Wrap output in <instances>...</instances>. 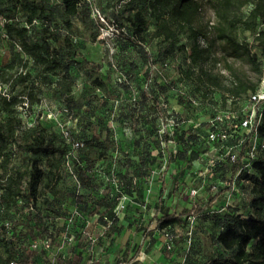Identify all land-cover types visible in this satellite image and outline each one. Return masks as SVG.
<instances>
[{
    "label": "trees",
    "instance_id": "obj_1",
    "mask_svg": "<svg viewBox=\"0 0 264 264\" xmlns=\"http://www.w3.org/2000/svg\"><path fill=\"white\" fill-rule=\"evenodd\" d=\"M109 1L112 18L96 0L91 3L88 0H0V19H4L0 25V45L7 40L11 47L6 69H0V84L22 87V92L16 95L0 91V242L3 248L0 264H45L44 259L48 260L47 264H127L140 251V245L128 239L120 245L122 249L115 261L90 262L97 252L112 250L119 244L122 232L132 224V219H137L134 215L131 221L128 217H119L116 210L119 195L96 192L92 171L109 155L112 144L111 130L98 115V109L109 102L111 79L110 71L102 73L101 66L83 52V45L76 38L78 22L84 24L93 37L99 35V29L105 24H112L121 34L126 28L124 37L136 47L155 40L158 54L164 57L181 52L190 66L183 72L193 78L202 101L190 97L186 101L183 96H178L177 100L186 108L195 106L194 103L207 106L209 111L201 114L210 113L216 107H226L229 99L232 104L244 100L264 77V0L208 1L215 16V22L209 27L210 41L208 33L195 23L202 0ZM92 6L97 7L104 22L93 14ZM246 6L250 8L242 15ZM93 26L97 29L92 32ZM239 29L252 34L256 51L251 52L247 43L237 41ZM182 36L186 38L185 43H180ZM217 41L229 49V55L243 56L253 66L258 73L255 82L234 74L226 83L222 75L204 68V62L210 58L211 46ZM143 54L147 57L145 51ZM77 64L85 66L95 76L91 81L83 82L75 96L72 71ZM14 66H20V71L8 73L7 70ZM31 68L36 76L32 75ZM170 84L166 80L157 81L155 86L140 89L138 95V102L153 115V119H148L149 138L156 145L158 128L155 120L158 117L166 119V111L168 117L177 122L174 134L179 142L175 157L178 171L172 177L168 175L171 187L167 194L175 199L167 204L164 199L154 200V212L149 219L154 221L153 229L160 232L169 231L186 217L210 208L216 198L208 196L207 201H201L198 197L193 202L181 203L176 200L182 198L191 182V161L199 151L196 142L191 144L190 138H185V124L181 121L194 119L198 113L190 116L166 108L168 103L164 94ZM46 90L59 99L72 119L87 108H93L82 134L71 131L64 136L40 124L23 123L17 113V103L24 99L29 105L35 104ZM214 90L222 93L218 102L211 96ZM162 98L166 102L164 107H161ZM130 119L135 121L132 116ZM259 133L264 139V121ZM164 137L168 138L167 133ZM189 148L191 154L186 156ZM145 156L148 161H142L143 169L146 171L148 165L153 169L156 157L152 159L150 151ZM67 170L74 176L77 188L67 190L62 186ZM253 170L247 204L217 211L212 227L207 229L213 249L199 264H264V152L253 163ZM122 178L120 182L129 192L134 190L141 194L133 179L124 175ZM165 187L163 182L161 190ZM217 204L221 208L222 203ZM67 215L74 221L65 231ZM89 221H93L94 228L82 245L83 228ZM92 235L98 236L95 245L90 242ZM62 236L74 238L66 250L62 249ZM181 264L198 263L185 255Z\"/></svg>",
    "mask_w": 264,
    "mask_h": 264
},
{
    "label": "rangeland",
    "instance_id": "obj_2",
    "mask_svg": "<svg viewBox=\"0 0 264 264\" xmlns=\"http://www.w3.org/2000/svg\"><path fill=\"white\" fill-rule=\"evenodd\" d=\"M202 1V9L195 19V23L203 27L208 33V41H210L212 33L209 27H212L215 22V16L208 4L210 0ZM96 3L104 9L110 18L113 17V10L111 6H108L111 5L109 0H96ZM249 8L250 6L243 8L241 14L245 15ZM84 27L85 25L80 22L76 24V38L81 41L83 52L89 59L101 66L102 73L110 71L111 79L109 102L106 106L98 109V115L105 121V127L111 130L112 144L109 146V155L98 162L92 171L96 178V192L97 194L109 193L111 196L119 195L116 208L121 204L124 205L123 208L117 211L119 217L124 216L125 219L129 218L131 221L134 215L137 219H132V224L119 237V244L110 250L107 257L106 254L103 255L104 257L102 255L98 256L99 261L102 262L106 259H113L112 262L115 261V256L121 252L122 244L128 239H132V243L140 245V249L145 250L144 254L141 255V260L137 261L138 264H181L185 255H189L191 261L198 264L203 263L208 252L213 249L207 229L212 227L217 211H225V209L218 207L205 208L198 215H190L182 223L174 225L169 230V234L172 235L173 249L172 251H166L164 232L154 230V221L150 222L149 219L154 212V207H152L154 200L164 199V203L167 204L175 199L174 197L171 199L167 194L171 187L169 177L175 175L178 169L175 166L170 168L169 177L164 180L166 187L161 190V185L157 182V178L153 173L154 168L150 169L148 165V169L145 171L142 166V161H148L145 153L150 151L152 159L156 157L158 161L160 151L158 145L149 138L150 125H148V119H153V115H149L148 108L138 102L140 89L155 86V82L166 80L171 83L170 88L164 94L168 104L166 106V102L162 98L161 107L166 106L169 110L173 109L175 112L187 113L190 116L209 111L208 107L203 104L196 105L194 103L192 105L195 106L186 108L177 100L178 96H183L186 101H188V97L195 98L198 102L202 101V97L197 94L198 91L193 78L183 72V69L190 67L189 62L185 60V56L179 51L165 57L160 53L158 54L155 40L136 47L131 44L132 42L128 38L124 37L127 35L126 28L122 29L123 34H121L116 31V26L105 24L104 27L99 29V35L93 37L91 32L85 30ZM96 29L93 26L92 32ZM236 39L239 42L247 43V47L251 52L256 51L252 34L239 29L236 32ZM185 42L186 38L182 36L180 43ZM200 43L203 45L204 41L201 40ZM129 45L133 46L128 47ZM10 49L7 40L0 45V69H6L5 64L9 62L11 56ZM143 51L147 53V57L143 54ZM210 51V58L204 62V68L214 74L222 75L226 83L234 74L251 82L256 81L258 73L243 56L229 55V49L219 41L212 44ZM132 67L134 68L132 69ZM20 69V66H14L7 71L14 74L16 70L20 71ZM31 72L33 76H36L34 68H31ZM94 76L85 66L79 64L74 66L72 88L75 96L78 95L82 83L91 81ZM0 91L3 94L16 95L22 92V87L18 84L15 86L0 84ZM211 96L214 102H218L222 98V93L220 90H214ZM16 107L17 113L21 116L25 125L40 124L46 128L55 129L64 136L71 131L82 134V129L87 123V117H92L93 111V108H87L79 117L72 119L59 99L47 90L41 96L39 102L29 105L24 99H21ZM167 114L169 112L165 111L164 115L167 120H161L159 117L155 120V127L157 126L160 129L161 126L168 123L170 118ZM130 116L134 117L135 121H132ZM122 175L125 178L133 179L141 194L139 192L134 193V190L129 192L124 184L120 182L123 179ZM62 186L67 190L77 188L75 178L70 170H67ZM182 194V198L176 199L180 203L188 201L184 198L185 193ZM147 205L149 208H147ZM12 217L13 215H11ZM69 217L65 220V231L70 229L74 221L72 216ZM93 228V221L87 222L83 228V238L80 239L82 245L89 239L88 237ZM148 228L150 231L147 230ZM61 238L63 250L67 249V244L74 241L72 237L65 238L62 236ZM92 238L94 239L93 245H95L98 236L92 235ZM92 238H90V242ZM2 251L3 248L0 242V252ZM93 251L95 252L96 248ZM43 262L47 264L48 260L44 259Z\"/></svg>",
    "mask_w": 264,
    "mask_h": 264
},
{
    "label": "built area",
    "instance_id": "obj_3",
    "mask_svg": "<svg viewBox=\"0 0 264 264\" xmlns=\"http://www.w3.org/2000/svg\"><path fill=\"white\" fill-rule=\"evenodd\" d=\"M88 1L91 3L93 0ZM92 12L104 22L96 6H92ZM3 22L4 19H0V25ZM231 100H228L226 107H216L210 113L181 121L185 124V138H190L189 143L199 145L197 156L191 161V182L184 190L188 201L193 202L198 197L201 201H207L208 196L218 197L210 205L213 208L218 207L217 202L222 203L221 208L242 207L248 202L253 163L264 152V139L259 133L264 121V77L244 100H238L235 104ZM176 125L177 122L170 118L165 126L157 130L160 156L158 161L156 159L153 173L160 185L170 174V168L176 167L175 157L179 147L174 134ZM166 133L168 138L164 137ZM190 154L189 148L185 155ZM123 207L121 204L116 210ZM100 229H104V226H100ZM163 236L166 251H172V235L165 231ZM93 240L91 245L94 244ZM98 260V256L94 255L90 262Z\"/></svg>",
    "mask_w": 264,
    "mask_h": 264
},
{
    "label": "crops",
    "instance_id": "obj_4",
    "mask_svg": "<svg viewBox=\"0 0 264 264\" xmlns=\"http://www.w3.org/2000/svg\"><path fill=\"white\" fill-rule=\"evenodd\" d=\"M144 251H145V250L140 249V251L138 252V254L136 255V257L133 259V261H132L131 263H132V264H138L137 261H138V260H141L140 258H141V255L144 254ZM109 253H110V250H104V251H102L101 253H100V252H99V253L97 252L96 255L98 254V255H102V256H103V255L106 254V257H107V255H108ZM98 255H97V256H98ZM103 257H104V256H103ZM135 260H136V261H135ZM103 261H104V260H103ZM131 263H127V264H131Z\"/></svg>",
    "mask_w": 264,
    "mask_h": 264
}]
</instances>
